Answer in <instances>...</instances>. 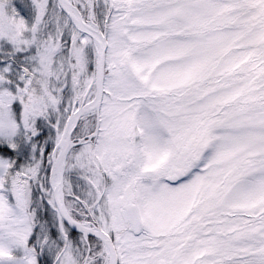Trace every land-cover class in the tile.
<instances>
[{"label": "snow or ice", "instance_id": "snow-or-ice-1", "mask_svg": "<svg viewBox=\"0 0 264 264\" xmlns=\"http://www.w3.org/2000/svg\"><path fill=\"white\" fill-rule=\"evenodd\" d=\"M0 264H264V0H0Z\"/></svg>", "mask_w": 264, "mask_h": 264}]
</instances>
